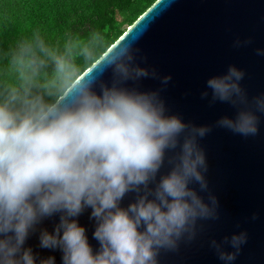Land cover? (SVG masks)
Segmentation results:
<instances>
[{"label": "clouds", "instance_id": "9594fccd", "mask_svg": "<svg viewBox=\"0 0 264 264\" xmlns=\"http://www.w3.org/2000/svg\"><path fill=\"white\" fill-rule=\"evenodd\" d=\"M175 2L164 0L161 11ZM152 13L112 37L94 28L65 33L53 45L33 30L3 53L0 264H56L55 256L26 247L32 236L40 249L59 251L62 264H161L162 253H180L206 222L221 219L201 141L214 128L257 137L264 93L250 96L245 71L233 64L201 93L210 104H230L233 115L198 125L168 114L162 92L172 76L146 66L137 46ZM253 44L248 36L233 46ZM255 54L264 57V48ZM147 79L161 87L142 90ZM130 193L134 199L122 206ZM89 209L95 252L79 223ZM47 220L54 221L51 231ZM248 242L245 229L207 243L219 261L234 264Z\"/></svg>", "mask_w": 264, "mask_h": 264}, {"label": "water", "instance_id": "95a60500", "mask_svg": "<svg viewBox=\"0 0 264 264\" xmlns=\"http://www.w3.org/2000/svg\"><path fill=\"white\" fill-rule=\"evenodd\" d=\"M163 3L164 0L154 1L138 17L153 11L150 16L155 19L137 46L140 55L147 56L146 66L155 67L161 75L172 76L162 92L168 114H179L186 122L198 125H213L220 116L233 115L230 104L219 101L210 104V97L201 98L206 81L226 73L233 64L245 71L242 85L250 96L264 93V57L255 54V48H264V0H176L161 11ZM157 12L160 14L156 15ZM248 36L254 37L253 45L233 46L237 38ZM104 79L110 82L111 73H106ZM160 87V82L152 79L141 84L142 90ZM201 145L209 164L210 187L220 200L221 219L206 222L197 241L182 246L180 253H162L161 264H223L207 242L245 229L249 242L234 264H264V114L260 134L255 138L245 139L214 128ZM132 199L134 194L130 193L122 206ZM90 211L79 217V223L86 227L95 252L98 244L92 239ZM253 213L257 214L255 221L251 220ZM43 226L51 231L54 221L47 220ZM28 246L41 257L55 256L56 264H62L59 251L38 247V236L30 237Z\"/></svg>", "mask_w": 264, "mask_h": 264}, {"label": "trees", "instance_id": "16d2710c", "mask_svg": "<svg viewBox=\"0 0 264 264\" xmlns=\"http://www.w3.org/2000/svg\"><path fill=\"white\" fill-rule=\"evenodd\" d=\"M156 0H0V62L16 40L33 30L53 45L65 33L86 35L94 28L120 33Z\"/></svg>", "mask_w": 264, "mask_h": 264}]
</instances>
